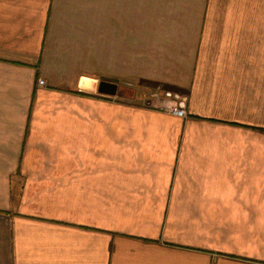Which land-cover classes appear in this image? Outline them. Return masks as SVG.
Instances as JSON below:
<instances>
[{"label":"crops","instance_id":"0c3cea01","mask_svg":"<svg viewBox=\"0 0 264 264\" xmlns=\"http://www.w3.org/2000/svg\"><path fill=\"white\" fill-rule=\"evenodd\" d=\"M0 264H264V0H0Z\"/></svg>","mask_w":264,"mask_h":264},{"label":"built area","instance_id":"2783aa9c","mask_svg":"<svg viewBox=\"0 0 264 264\" xmlns=\"http://www.w3.org/2000/svg\"><path fill=\"white\" fill-rule=\"evenodd\" d=\"M39 86H43L44 82L39 81ZM150 100H154L156 103V109L163 111L175 118L186 119L187 113V99L183 95L169 91L163 90L159 94H155Z\"/></svg>","mask_w":264,"mask_h":264},{"label":"water","instance_id":"95a60500","mask_svg":"<svg viewBox=\"0 0 264 264\" xmlns=\"http://www.w3.org/2000/svg\"><path fill=\"white\" fill-rule=\"evenodd\" d=\"M119 90L122 95L125 93L124 90L119 89L116 85L102 82L99 86L98 92L101 95L115 97L118 95Z\"/></svg>","mask_w":264,"mask_h":264},{"label":"rangeland","instance_id":"374dc122","mask_svg":"<svg viewBox=\"0 0 264 264\" xmlns=\"http://www.w3.org/2000/svg\"><path fill=\"white\" fill-rule=\"evenodd\" d=\"M84 71H88V70H84ZM123 89L125 90V94H127V95H129V96L132 95V90H131V89H130V90L127 89V88H123ZM169 91H170V90H169ZM176 93H177V92H176ZM179 94H180V93H179ZM181 95H182V94H181ZM184 97H185V96H184ZM139 98H140L141 100H143V102H144V101H147V102L144 103V104H149V105L151 104V102H150V99H151L150 96H145L144 94H143V95L141 94V95L138 96L137 99H139ZM148 100H149V101H148ZM149 105H148V106H149ZM153 108H154V109L156 108V105H155V104L153 105Z\"/></svg>","mask_w":264,"mask_h":264}]
</instances>
